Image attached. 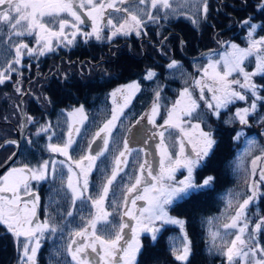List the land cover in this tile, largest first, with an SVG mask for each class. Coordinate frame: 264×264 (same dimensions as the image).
Listing matches in <instances>:
<instances>
[{"label": "trees", "instance_id": "16d2710c", "mask_svg": "<svg viewBox=\"0 0 264 264\" xmlns=\"http://www.w3.org/2000/svg\"><path fill=\"white\" fill-rule=\"evenodd\" d=\"M262 3L264 0H212V8H209L206 17H203V23L196 28H190V24L182 18L177 22L173 15L167 17V23L164 13L159 11L161 19L158 21L161 28L158 31L149 30L148 37L145 38L147 43L140 44L141 40L130 39L128 36H116L108 45L92 39L84 42L77 38L73 44L58 48L44 58L39 57L30 62L27 60L31 58H26L27 60L15 66L17 71L11 73V79L0 84V141L5 136H14V125L19 124V88L24 94L23 104L27 117L32 119H28L26 140L23 141L17 164L36 167L40 162H51L55 156L48 150L47 145L51 139L52 143H63L66 120L63 112L82 106L87 120L74 147L73 158L78 160L85 155L94 134L111 118L109 93L115 86L134 80L139 82L140 92L124 115L130 122H136L156 100L157 91L160 92L159 100L169 103L178 90L187 85L191 87L190 83L195 77L191 67L192 57L198 55L200 61L206 56H201L202 52H217L215 46L221 45L225 38L239 45L246 44L248 27L242 22L253 17L256 25L264 24V11L260 8ZM148 23L146 21V28ZM254 34L257 38L262 37L264 30L258 26ZM166 35L169 36L166 40L167 46L156 49L160 38ZM17 40L19 41L17 37H13V42ZM180 41L184 44L181 52ZM7 45L5 40L4 45L0 46V66H5V59H11L14 55L6 51ZM162 52L165 55H162ZM167 60L168 63L178 61L181 68L168 70ZM88 61L94 65H89ZM253 66L252 58L245 62L246 69L251 70ZM149 70L156 71L157 74L153 80L146 81L144 76ZM60 72L66 77L63 81ZM254 79L258 81L257 85H264V76H256ZM38 94L40 95L37 96ZM5 95L7 99L4 98ZM261 95H264V92H261ZM258 108L261 109L260 113L249 116L246 127L233 116L232 108L231 112H221L219 118H214L211 112L201 111L202 109L199 111L203 122L198 120V123H201L204 131L211 130L217 143L205 164L197 169L195 179L198 183L208 176L215 179L208 187L185 197L170 208L172 216L185 221L183 230L179 226H167L156 240L149 236L141 238L142 247L136 264H227L226 257L218 249L222 242H230L233 236L223 225L227 222V216L235 213L238 203L248 194V181L240 170L237 156L241 147L237 148L242 142L239 144L235 137L245 128V137L255 136L262 139L264 120L261 122L260 117L264 115V106L259 103ZM4 121L7 123L4 124ZM3 124L9 131L4 128L2 133ZM42 127H48V131H41ZM120 131L117 129L112 134L109 150L96 162L94 172L89 178V194L92 197L97 196L105 177L110 175L114 157L123 150L126 133L123 136ZM53 132L55 135L51 136ZM6 156L7 153L2 152L0 162ZM138 160L137 155L129 157L128 168L119 172L105 200L106 210L112 214L109 220L113 224L119 223L120 208L116 205L120 204L127 184L129 186L135 178ZM45 185L47 194L43 196L44 218H50L58 231L46 233L37 253V264H73L65 249L73 232L86 226L93 216V204L91 200L85 199L77 200L73 205L63 174L57 173V176L48 180ZM260 193L246 209L249 231L254 228L255 223L264 218V184L261 185ZM68 212H72V215L68 216ZM185 232L191 243V255L187 262H181L175 259L172 245H179ZM1 233L3 237H0V264H11L16 259L11 256L9 240L0 229ZM214 233L218 234L215 246ZM98 234H102L99 226ZM256 242L264 247V226L256 234ZM1 243L7 246L5 258ZM235 264L242 262L237 260Z\"/></svg>", "mask_w": 264, "mask_h": 264}, {"label": "snow or ice", "instance_id": "6c2138e0", "mask_svg": "<svg viewBox=\"0 0 264 264\" xmlns=\"http://www.w3.org/2000/svg\"><path fill=\"white\" fill-rule=\"evenodd\" d=\"M119 5L131 4L134 5L132 10L129 7H119ZM145 5L146 7H139ZM194 8L195 12L206 17L208 11L207 0H0V46L4 45L7 40L8 45L6 51L14 52L11 59H5L6 67L0 66V84H4L6 80L11 79V73L17 71L16 65H20L25 52L28 55L37 53L44 55L46 52L53 51L52 38L66 40L68 44H73L78 34L83 35L85 39L95 37L100 40L102 27L101 22L104 21L105 12L107 9H113L116 12L126 13L122 23H113L112 19H107L105 26H110L113 31L108 39L117 35H130L135 33L141 35L145 27V17L147 21L156 22L161 19V16L156 12L163 11L164 18L169 15L183 14L184 7ZM264 11V3L260 5ZM79 9H85L84 15L92 21V31L82 32L80 25L85 23ZM153 10H156L154 12ZM61 14H67L71 19L63 18ZM50 17V20H46ZM58 30H53L49 25L53 21H57ZM194 24H198V19L194 16L189 17ZM249 29L248 31V47L240 48L236 44H231L232 52L226 55L224 59L225 71L223 74L216 71V65L219 62L210 63L205 68L204 76L214 82V87H208L203 79L195 80L194 84L200 87V100H204L207 108L212 114L219 118L221 109L227 108L228 105L235 103L237 100L245 101L248 107L237 109L235 118L239 119L241 124L248 123L250 114L257 110L258 102L264 106V85H257L253 78L257 75L264 76V37L259 39L254 38L256 28L259 26L264 30V24L256 25L254 18L249 17L242 22ZM71 28L73 31L69 35L66 29ZM146 34V33H143ZM35 36L38 49L30 48L23 40L13 42V37ZM255 55L256 68L253 72L245 71L243 67L244 61ZM180 65L173 60L168 64L169 69H177ZM209 69H212L213 74L209 76ZM237 73L242 76L241 79L229 80L228 77L232 73ZM156 76L154 71L149 70L146 74L147 79H152ZM238 86L239 89L237 90ZM208 87V91L212 92L211 100H206L204 96V88ZM129 91L132 94L140 90L138 83H132L125 88L116 89L110 95L115 103L117 93ZM17 91H20L17 88ZM181 99L176 101V104L168 113V119L165 120V125L173 128H178L182 133L180 140V149L176 158L167 151L164 146L163 132L159 133L161 137V167L159 174H153L151 166L147 161L139 165L140 175L135 178V182L126 187L123 194V207L125 211L121 216L119 224H113L109 217L112 215L104 210V202L109 195L112 186L117 179L122 165L127 164L126 156L130 153L128 141H124L123 150L119 155L114 157V166L110 175L105 177L101 184L100 191L97 196H86L89 189V175L96 165L97 159L104 156L109 150V137L111 130L116 126V121L123 114V109L130 103V96L124 97V103L113 109L111 119L95 134V138L103 140V146L95 151L94 154L81 156L78 160L73 161L78 172L73 171L70 164L66 187L70 190V199L75 205L77 200H91L93 206L97 209L88 221L87 225L75 230L72 234L70 242L67 244L65 251L71 257L73 264H136L137 253L140 252L142 244L140 241L141 233H150L151 239L156 240L157 233L160 231L156 227V223L161 225L170 224L178 225L181 230L184 229L185 221L179 218H174L168 213V206L175 201L193 195L199 189L207 187L214 181V177L208 176L202 183H197L195 173L198 168L202 167L206 158H208L217 143L214 139L211 130L204 131L201 128V123H191V118L203 122L202 114L197 110L200 108L199 103L193 98L192 92L185 88L180 93ZM160 92H156V102L151 108L150 115L142 116L140 119H146L149 123L155 125L154 117L158 114V100ZM184 98H187V103L180 107ZM79 113L81 116L80 123L87 117L84 115V109L81 106L75 109L69 115ZM184 118H190L185 120ZM31 121V117L28 118ZM139 123V121H137ZM191 129V132L186 131V127ZM159 127H164L160 125ZM41 131H48V127H42ZM80 133L78 126L69 125L67 140L62 144H49L48 149L53 153H58L65 156L68 160H72L69 155V149L75 143L74 135ZM103 133V135H102ZM243 133H238L237 137ZM195 135L196 142L193 143L191 152L185 153L184 138L187 137L190 143L193 142ZM94 138V140H95ZM94 142V141H93ZM8 143L15 144V141ZM249 145H255V140H250ZM91 149V144H89ZM264 157H256L253 161L252 175H256V161ZM167 161V165H165ZM64 164V161H60ZM185 169L187 175L176 180L175 173L178 169ZM57 172L56 161H44L36 167H31L27 164L21 167L12 168L6 175L0 176V225L4 226L8 232L19 241L20 237H25V242L22 245V256L20 264H37V253L41 247V241L46 233H56L57 226L51 222L50 218H46L41 222L37 216L39 207V195L32 189L31 181H44L49 176L55 177ZM145 172L148 177H151V184L143 180ZM63 183V181H62ZM145 186L141 188V185ZM264 184V168L260 170L259 180H252L249 184L250 195H247L242 202L238 203L235 209V214L231 216L230 221L223 225L224 229H237L234 238L230 242H222L218 249L227 259V264H235L240 260L242 264H264V247L256 242V234L260 232L264 226V218L255 223L254 228L249 232L248 222L246 217V209L258 195H260V185ZM59 195V190L57 191ZM68 196V193L65 194ZM26 197V199H25ZM146 201V206L140 207L137 201ZM132 207L129 208L128 205ZM119 207L120 205H116ZM231 206V202H230ZM68 216L72 212L67 213ZM128 217L135 221V224L130 225L124 220ZM99 231L102 234H98ZM125 229H130L131 236L126 239L127 233ZM217 233L213 234V246ZM172 253L177 261L187 262L191 255V243L187 238L186 232L179 245H172ZM59 250L57 255H59ZM92 254H95L93 256Z\"/></svg>", "mask_w": 264, "mask_h": 264}, {"label": "rangeland", "instance_id": "374dc122", "mask_svg": "<svg viewBox=\"0 0 264 264\" xmlns=\"http://www.w3.org/2000/svg\"><path fill=\"white\" fill-rule=\"evenodd\" d=\"M207 4H208V11H207V13H208L209 12V8H212V5H213L212 4V0H207ZM118 6L119 7H125V6H127V7H129L130 10H132L134 8V5H131V4H126V5H119L118 4ZM139 7L143 8V7H146V6L145 5H139ZM79 11H80V13L82 15V18L85 20V23L82 24V25H80V28H81L82 32H89L90 33L92 31V21H91V19H89L87 16L84 15V13L86 11L85 9H79ZM153 11L156 12V10H153ZM156 14L159 15V12H156ZM61 15H62L63 18H67L69 20L71 19V17H68L67 14H61ZM125 15H126V13L116 12L113 9H107L106 12H105L104 21L101 22V25H100L102 27L101 36L103 38L100 39V40H97V39H95V37H92V38H89V39L86 40L83 35L78 34L76 36V38H75V41L77 40V38H81V40H84V42L90 41V39H92L95 42L102 43V44H105V45L110 44L111 42H113V40H114V38L116 36L112 37L111 39H108V37L111 36V33H112L113 29L110 26H105L107 19H112L113 20V23H122ZM173 16L176 18V21L177 22H178V19H181V18L184 21L186 20L190 24V28H196L198 25H201L203 23L202 20H203V17H204L202 14L196 13L194 8H189L187 6L184 7L183 14L173 15ZM192 16H194L196 19H198V21H199L198 24H194L192 22V19L189 18V17H192ZM45 19L46 20H50L51 18L50 17H46ZM145 21H147V18L146 17H145ZM159 21H156V22L147 21V22H149L148 23L149 24L148 25V28L144 27L143 32H142L141 35L137 36L135 33H132L130 35H127L128 38H130V39H133L134 38V39L139 40V41L140 40H145L143 38H147L148 37L147 35H148L149 30L158 31L161 28L160 25H159L160 24ZM165 22L168 23L169 20L166 18L165 19ZM49 27H51L53 30H58V18H57V21H53L49 25ZM72 31H73V29H71V28L66 29V32L69 35V38H70V34H71ZM248 31H249V29H248ZM248 31H247V33L245 35L246 44L239 45V44L233 43L228 38H225L224 41L221 42V45H218L217 44V46H215L217 52L212 53V54H208V55L204 56L200 61L193 60V65H191V67L194 69L195 77H194V80H192L191 83H190L191 87L189 88V86L187 85L185 88H188L189 91L192 92L193 98L196 99L197 102L199 103L200 108L197 110L198 112L202 109L201 111L205 110L206 112L209 113V112H211V110L207 108V105H206V103H205L204 100H200L199 99V97H200V87L195 86L194 81L195 80H199V79H203L208 87H214L215 86L214 85V82L211 79H209L208 77H205L204 76V71L203 70L205 68H207L210 63L219 62L216 65V71L217 72H220L221 74H223V72L225 71V68H224V59L226 58V55L228 53H231L232 52L231 44H236L240 48H247L248 47ZM143 33H146V34H143ZM117 36L124 37V38L127 37L125 35H117ZM255 36L256 35L254 34V38H256V39L261 38V37H258L257 38ZM262 37H264V36H262ZM17 39L23 40L25 43H27L29 45L30 48L38 49V47H39V45H37V43H36V38H35L34 35L33 36H26V37H17ZM164 39H165V37L162 36L160 38L159 43L160 44H163V46L164 45L167 46L166 45V41L163 42ZM17 42H18V40H17ZM69 45H71V44H68L66 40H62V39H59L58 40L56 38H52V46H53V49H54L53 51L46 52L44 55H39L38 52L37 53H33L32 55H28L25 52V54H24V56L22 58L21 63L24 60H27L26 58H31L30 60H27V62L28 61L30 62L32 60H35V59H37L39 57L44 58L46 56H49L56 49L61 48V47H64V46H67L68 47ZM182 46H184V44L182 43V41H180V44H179L180 52L183 51ZM166 48L168 49V47H166ZM12 53L14 54V52H12ZM161 54L162 55H165L164 52H162ZM250 58H252L253 59V62H254V66H253V68L251 70L246 69V67H245V62L247 60H249ZM169 63H168V60H167L166 67H167L168 70H172V69H169L168 68V64ZM178 64L181 65L179 62H178ZM4 67H6V65ZM243 67L245 68V71H247V72H253V71H255V68H256V58H255V55L248 57L244 61ZM179 68H181V67H179ZM154 72L156 73V71H154ZM146 74L144 76V78H145L146 81H151V80H153L155 78L154 77L152 79H147L146 78ZM212 74H213L212 69H209V76H211ZM257 76H260V75H257ZM254 78H253L254 82L255 83L258 82ZM228 79L229 80H232V79H241L242 80V76H240V75H238L237 73L234 72V73H232L231 76L228 77ZM132 83H138L139 84V82L138 81H135V80L134 81H129L127 83H122V84H119V85L115 86L110 91V93H109V102L111 104V110H112V112H113V109L114 108H117L119 105H122L124 103V97L125 96H130L131 97L130 103L128 104L127 107H125L123 109V114L120 116L119 120L116 121V126L111 130V136L109 137V143L111 141L112 134L117 129H120L121 130L119 133H121V135H123V136L126 133V135L124 136L125 137L124 138V141L125 140L128 141V146H129V149L131 151L126 156V158H125L127 160V164L126 165H122V169H123L122 171H124L125 169L128 168L127 166L129 165V157L130 156H133V155L134 156L137 155V157L139 158V160H138V163H137V165L135 167V172H136L135 178H136L138 175H140L139 165L141 163H144L145 161H147L148 164L151 166L154 175L155 174H159L160 167H161V158L162 157H161V149H160V147H158V145H160V141H161V137L159 135V133L161 131L164 134L163 135L164 146L167 148V151L172 156V158L175 159L176 156H177V154L179 153L180 140H181L182 133L180 132V130L178 128H173V127H170L168 125H165L164 122H165V120L168 119V113L173 108V106L176 104V101L181 99L180 93L185 88L184 89H181V90H178L176 96L173 99H171V101L169 103H167L168 101L166 103H162L161 100H158V104H159L158 114L154 117V119H155V125H153V124H151V123L148 122L147 118L146 119H143V120L140 119V118L142 116H146V115H150L151 114L150 110L153 107V104H154V102H156V100L153 101L149 105V107L145 110V112L143 113V115L138 120H136V122L135 121L134 122H130L128 119H125L124 118L125 112L128 110V108L130 107V105L134 101L135 97L140 92V90L137 91V92H135L134 94H132L131 92H129L127 90L124 93H122V94L121 93H117V96L115 98V103L113 101V98L110 95L113 91H115L116 89H121V88H125L126 89V86L129 85V84H132ZM139 86H140V84H139ZM208 87H205L204 88V96H205V99L206 100H211L213 93L208 91ZM234 87H237V90L243 91V90L239 89L238 86H234ZM140 89H141V87H140ZM21 91L22 90L18 91L19 94H20L19 103H22V105L24 107L23 101L25 100V98L23 96L24 94ZM39 95L40 94H38L37 96H39ZM250 102L251 101L249 100L248 103H250ZM186 103H187V98H184V100L182 101V104L180 105V107H183L184 104H186ZM248 103H246L245 101H239V100H237L235 103L228 105L227 108L221 109V112H231V109L230 108H232L233 109V113L232 114L235 117L234 114L237 111V109H242V108L248 107ZM258 104H259V102H258ZM78 108H80V107H73V108H70L68 111H65L67 113L65 114V119L66 120H65V129H64V136H63L62 142H64V141L67 140V134H68V130H69V125L78 126L80 128V131H81L82 127L86 123V120L87 119H84L83 122L80 123L81 116H80L79 113H76L75 115H71V116L69 115L70 113H73L75 109H78ZM260 110L261 109L258 108V105H257L256 112L250 114L249 116H253L256 113H260ZM18 112L19 113L21 112L20 109H19ZM23 113L26 116V113H25L24 110H23ZM84 115H85V113H84ZM111 116H112V113H111ZM212 116L214 118H217L213 114H212ZM184 119L185 120H188L190 118H184ZM236 119L239 122V119L238 118H236ZM263 120H264V115H262L260 117V121L262 122ZM137 121H139V123H137ZM198 122L199 121L197 119L191 118V123L195 124V123H198ZM28 123H29V121H28ZM104 124H103V126H104ZM160 125H164V127L161 128V127H159ZM242 125L244 127H246L248 125V123L247 124H242ZM14 126H16V125H14ZM182 126H185L186 127V131L191 132V129L190 128H187V126L185 124H182ZM241 128H242V126H241ZM241 128L239 130H241ZM99 131H100V129H99ZM239 133H243V134L240 135L238 139L235 138V140L239 144L242 142V144H240V146L237 148V149H239L241 147L239 149V152H238L237 156H239L240 170H242L244 172L245 177H246V180L248 181V184H247L248 194L247 195H250L249 184L252 182V180H259L260 170L262 168H264V157H262L260 160H257L256 161V175L253 177V175H252V168H253L252 161L256 157L262 156V152H264V127H263V130H262V133H261L262 139L260 137H255V136L245 137V134L247 133V131H246L245 128L242 129L241 131H239ZM54 135L55 134L53 132V134H51V136H54ZM78 135L79 134L74 135V140L77 139V136ZM102 135H103V133H102ZM94 138H95V134H94L92 140H90V143L94 140ZM250 140H255V145L250 146L249 145V141ZM51 141H52V139H51ZM51 141H49L48 145L49 144H55L54 142L52 143ZM195 142H196L195 135H193V142L192 143H190L188 141L187 137L184 138L185 153L186 154H188V153L191 152L193 143H195ZM48 145H47V147H48ZM87 145H88V143H87ZM123 145H124V142H123ZM51 153H53V152H51ZM54 154L57 155V160H54V161H56V166H57V172H56V175L55 176H57V173L63 174L65 176V181L67 183L68 176L70 175V173L68 171V166L71 164L72 167H73V171L74 172H78L79 171V169H77L75 167L74 163H73V161H75V158L72 157V160L70 161V160H68V158H66L63 155H60L58 153H54ZM86 154H88V147L86 149ZM69 155L71 156L70 150H69ZM60 161H64V164H60ZM165 165H167V161H165ZM14 167H17V166H14ZM14 167H12V168H14ZM122 171H120V172H122ZM91 174L92 173H90L89 178L91 177ZM186 175H187L186 170L185 169H182V168L181 169H178L176 171V173H175L176 180H181ZM135 178L132 179L131 183H134L135 182ZM142 179L143 180H146V182L148 184H151V183L154 182V181H152L151 177H148L147 176V173L146 172H145L144 176L142 177ZM200 183H202V181ZM261 185H260V189H261ZM127 186H128V184H127ZM144 186L145 185L142 184L141 185V188H143ZM204 188H206V187H203L201 189H204ZM201 189H199V190H201ZM260 189H259V191H260ZM89 190H90V186H89L88 192L85 194L86 196L89 194ZM247 195H246V197H247ZM88 196H90V194ZM181 200L182 199H179V200L175 201L172 205L168 206V213H169L170 216H172L171 213H170V208L173 205H175L178 201H181ZM119 205H120L119 206V208H120L119 223H120L121 222V216H122L123 212L125 211V208L123 207V196L120 199V204ZM137 205L140 206V207H144V206H146V201H144V200L137 201ZM106 206L107 205H106V201H105L104 202V205H103L104 210H106ZM128 207L131 208L132 206L129 204ZM96 212H97V209L93 206L92 215H95ZM234 214L235 213L227 216V219H226L227 222L226 223H228L230 221L231 216H233ZM172 217H174V216H172ZM174 218H176V217H174ZM124 220L127 223H129L130 225L135 224V221L130 220L128 217H124ZM247 222H248V220H247ZM155 226L160 229V231L157 233V236H158L160 234V232L165 227H167V226H173L174 227V226H178V225H170V224L161 225L160 222H157ZM226 231L228 233H230L233 236V238H234V235H235L237 229H227ZM249 232H251V231H249ZM125 233H127V235H126L125 238L128 239L131 236L130 229H125ZM45 236H46V234H45ZM45 236H44V238H45ZM143 236H149V237H151V234L150 233H141L140 234V241H141V238ZM42 242L43 241H41V246H42ZM92 255L95 256V254H92ZM137 255H138V253H137Z\"/></svg>", "mask_w": 264, "mask_h": 264}, {"label": "flooded vegetation", "instance_id": "af4514ba", "mask_svg": "<svg viewBox=\"0 0 264 264\" xmlns=\"http://www.w3.org/2000/svg\"><path fill=\"white\" fill-rule=\"evenodd\" d=\"M165 38H166V40L169 38V36L168 35H166L165 36ZM143 39H145V38H143ZM165 40V41H166ZM147 41L148 40H141V43L140 44H144V43H147ZM163 46V44L161 45H159V46H157L156 47V49H160L161 47ZM153 47H154V45H153ZM109 51V50H108ZM104 61V60H103ZM99 62H102V61H99ZM88 64L89 65H94L93 64V62H90V61H88ZM59 71H60V69H59ZM60 74H61V72H60ZM61 79H62V81L63 80H65V75H62L61 74ZM57 78V77H56ZM5 99H7V96L5 95V97H4ZM5 103V102H4ZM21 109H23L24 111H25V108L23 107V105L21 106V103H20V111H21ZM25 113H26V111H25ZM63 113H67V112H63ZM26 132H25V137H24V140L23 141H25L26 140V135H27V130H28V117H27V114H26ZM19 124L17 125V126H14V136H12V137H10V136H5V137H3L2 139H1V141H0V145L5 141V140H8V139H14V138H16V129L17 128H20V126H21V112L19 113ZM5 122V121H4ZM7 122H5L4 124H6ZM3 124V126L1 127V131H2V133H3V131H4V128H6V126ZM6 130L7 131H9V129H7L6 128ZM8 133V132H7ZM79 136V135H78ZM78 136H77V139H78ZM77 139L75 140V143L72 145V148L71 149H69L70 150V152H71V157H73L74 156V154H75V144H76V141H77ZM97 139V138H96ZM23 141H22V143H21V146H20V150H19V154H20V151H21V147H22V144H23ZM94 141V140H93ZM92 141V142H93ZM91 142V143H92ZM90 143V144H91ZM103 146V145H102ZM3 153L5 152V153H7V156L0 162V166L13 154V152H14V148L13 147H7L6 149H4L3 151H2ZM1 152V153H2ZM9 152V153H8ZM0 153V154H1ZM19 154H18V157H17V159L13 162V164L2 174V175H0V176H4V175H6L7 173H8V171L12 168V167H14V166H17V168L18 167H21L22 165H19V164H17V161H18V158H19ZM55 157H54V159L53 160H57V155L56 154H54V153H52ZM88 154H89V146H88ZM85 155H86V152H85ZM102 157V156H101ZM100 157V158H101ZM99 158V159H100ZM99 159H97V162L99 161ZM52 160V161H53ZM41 163H43V162H40V164ZM40 164H38V165H40ZM37 165V166H38ZM56 168H57V166H56ZM94 169H95V167L93 168V170H92V172L91 173H93L94 172ZM53 179V177L52 176H49V178L48 179H46V180H44V181H39V182H37V181H31L30 183H31V186H32V189L39 195V207H38V209H37V216H38V218H39V220L41 221V222H43L44 221V216H45V213H44V205H45V200H44V197L43 196H45L46 194H47V186L45 185L46 184V182L48 181V180H52ZM25 199H26V197H25ZM0 229L3 231V235L4 236H6L7 238H8V240H9V243H10V246H9V249H10V252L12 253L11 254V256H13V257H15V259H16V261L15 262H13V263H11V264H20V257L22 256V245H23V242H25V238L24 237H20L19 238V241H17V239L12 235V233L11 232H8L7 231V229L4 227V226H2V225H0ZM0 237L2 238L3 236H2V233L0 234ZM6 238V239H7ZM44 239V238H43ZM4 243V242H3ZM3 243H1V247H2V250H3V258H5V253H6V251H7V246L5 245V244H3ZM5 264H9V262L8 263H5Z\"/></svg>", "mask_w": 264, "mask_h": 264}, {"label": "water", "instance_id": "95a60500", "mask_svg": "<svg viewBox=\"0 0 264 264\" xmlns=\"http://www.w3.org/2000/svg\"><path fill=\"white\" fill-rule=\"evenodd\" d=\"M165 40H166V38L163 40V42ZM208 53H209V51H204L201 53V56L207 55ZM198 58H199V56L197 55L191 59L197 60ZM21 106H22V103H21ZM25 132H26V117L23 113V109H21V126H20V128L16 129V138L5 140L0 145V153L4 149H6L7 147L11 146L14 148L13 154L0 166V175H2L13 164V162L17 159L21 143L25 137ZM9 141H15L16 143L15 144L8 143ZM102 145H103L102 139H100V138L95 139L94 142L91 143V149H89V152L94 154L97 149L102 147Z\"/></svg>", "mask_w": 264, "mask_h": 264}]
</instances>
